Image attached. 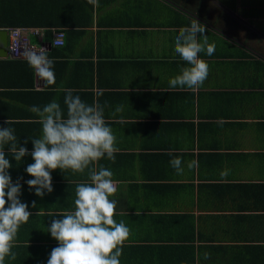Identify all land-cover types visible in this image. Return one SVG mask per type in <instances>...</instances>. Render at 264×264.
<instances>
[{"label":"crops","instance_id":"1","mask_svg":"<svg viewBox=\"0 0 264 264\" xmlns=\"http://www.w3.org/2000/svg\"><path fill=\"white\" fill-rule=\"evenodd\" d=\"M193 19L215 44L199 54L209 74L199 88H172L188 66L175 37ZM1 24L8 41L10 28L39 30L28 31L31 43L47 50L55 74L49 84L26 57L0 58V127L29 154L17 163L3 148L32 213L5 264H47L59 245L47 227L74 211L77 185L101 167L116 182L114 219L130 229L121 264H264V0H0ZM68 90L104 107L119 151L84 173L53 171V191L40 197L26 183L42 130L31 109L55 100L66 116Z\"/></svg>","mask_w":264,"mask_h":264},{"label":"clouds","instance_id":"2","mask_svg":"<svg viewBox=\"0 0 264 264\" xmlns=\"http://www.w3.org/2000/svg\"><path fill=\"white\" fill-rule=\"evenodd\" d=\"M89 2L95 3L96 0ZM205 32L206 26L198 19L179 30L175 37V52L188 66L170 79V87L196 89L204 84L209 65L199 54L206 51L211 56L215 52V44L209 43ZM25 56L40 78L49 84L55 82L54 61L48 57L47 50L28 51ZM64 103L66 116L55 100L42 109L37 106L31 109L40 118L42 130L40 138L31 140L34 147L30 155L34 163L27 166L26 172L33 179L26 183L40 197L45 195V191H53V171L70 169L84 173L105 156L114 162L119 151L113 130L104 118V107L99 103L87 104L79 96H73L71 90L65 95ZM122 110L123 106L118 105L115 112ZM6 123L9 125L11 121ZM14 132L11 127H0V264H5L6 257L11 260L17 258L12 249L18 230L32 216L28 204L19 198L22 185L19 180L13 183L8 171L12 164L3 148V145H9L8 149L17 163L29 154L26 147L18 146ZM24 143L27 144L28 140ZM169 163L178 174L182 173L180 158H173ZM195 165L196 162L192 161L188 166L192 168ZM89 177L90 183L76 187L74 211L64 213L62 219H52L50 227H47V232L59 242L52 249L47 264H121L123 245L130 236V229L123 221L117 223L114 219L117 201L110 197L116 193L117 186L113 172L104 167L98 171L92 168ZM32 207H36L35 201ZM209 258L210 254L204 253V259Z\"/></svg>","mask_w":264,"mask_h":264},{"label":"built area","instance_id":"3","mask_svg":"<svg viewBox=\"0 0 264 264\" xmlns=\"http://www.w3.org/2000/svg\"><path fill=\"white\" fill-rule=\"evenodd\" d=\"M40 36L39 30H27L25 28H10L9 29V57L17 60L25 58V53L28 51H34L35 46L31 43V34ZM65 39V33L59 31L55 34L56 46H63Z\"/></svg>","mask_w":264,"mask_h":264},{"label":"water","instance_id":"4","mask_svg":"<svg viewBox=\"0 0 264 264\" xmlns=\"http://www.w3.org/2000/svg\"><path fill=\"white\" fill-rule=\"evenodd\" d=\"M8 31L0 30V58H6L8 56Z\"/></svg>","mask_w":264,"mask_h":264},{"label":"trees","instance_id":"5","mask_svg":"<svg viewBox=\"0 0 264 264\" xmlns=\"http://www.w3.org/2000/svg\"><path fill=\"white\" fill-rule=\"evenodd\" d=\"M0 27H7V26H5V25L1 24V26H0Z\"/></svg>","mask_w":264,"mask_h":264}]
</instances>
